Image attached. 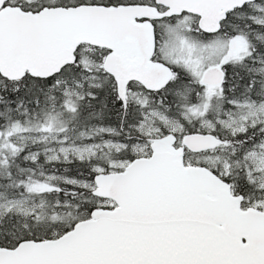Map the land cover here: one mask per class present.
I'll list each match as a JSON object with an SVG mask.
<instances>
[{"label":"snow or ice","instance_id":"snow-or-ice-1","mask_svg":"<svg viewBox=\"0 0 264 264\" xmlns=\"http://www.w3.org/2000/svg\"><path fill=\"white\" fill-rule=\"evenodd\" d=\"M0 264H264V0H0Z\"/></svg>","mask_w":264,"mask_h":264}]
</instances>
